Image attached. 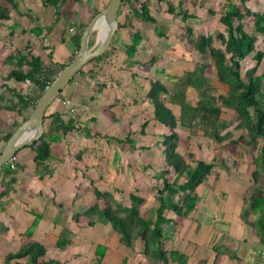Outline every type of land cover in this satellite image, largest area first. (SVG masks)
<instances>
[{
  "label": "crops",
  "instance_id": "obj_1",
  "mask_svg": "<svg viewBox=\"0 0 264 264\" xmlns=\"http://www.w3.org/2000/svg\"><path fill=\"white\" fill-rule=\"evenodd\" d=\"M89 3L92 4L88 0ZM104 9H96L92 5L94 13ZM137 25L143 41L133 57L126 52L125 46L129 43H124L125 36L121 42H114L115 36L109 55L99 63L85 66L48 108L47 115L58 114L63 121L75 124L76 129L53 143V157L45 169L34 164V152L25 147L17 153L20 169L15 182L6 187L10 178L3 182L0 175L2 191H7L0 200V243L10 246L13 252L33 239L46 247L48 259H57L65 264H95L98 245L104 248L100 264H150L142 254V242L130 248L122 242L121 235L111 224L99 222L89 225L90 219L81 215L96 203V189L110 193L117 203L125 206L130 204L129 195L138 192L146 199L141 212L147 215L155 205L151 188L158 183L157 175L166 169L162 145L166 129L157 123L154 106L147 98L150 80L169 84L172 79L195 67L183 68L179 73L177 69H171L166 57L152 52L156 40L143 32L147 25L143 22ZM41 27L53 28L50 25ZM71 30L73 34L76 31L75 27ZM97 30L94 46L101 42L100 30ZM161 39H167V34ZM60 42L58 47L49 48L47 58L52 52L54 62L68 63L75 46L71 38ZM154 56L159 59L152 63ZM158 63L169 66L161 67ZM209 65L214 72L208 75L215 78V67L210 62ZM11 82H4L0 87L10 93L12 89L26 93L20 89L28 84ZM98 84L103 87L100 89ZM214 86L220 94L228 91V86L218 80L214 81ZM194 95V91L189 90L191 99ZM66 100L70 101L71 108L65 107ZM166 105L179 114L178 106ZM223 119L233 121L232 128L238 123L231 110L223 114ZM15 124L20 126L22 117L20 121L15 119L11 122V126ZM11 126L0 129V135ZM178 132L183 138L180 153L184 154L183 148L195 145V148H202V155L211 153L220 167L216 166L208 176L211 186L198 188L199 202L188 218L179 220L172 212L168 213L173 222L166 227V249L186 254L190 263L195 264L204 261L205 264H264V244L253 226L257 216L243 217L247 207L244 196L252 186L253 147L243 142L234 148L228 144L229 141L216 144L200 131L192 136L181 129ZM243 135L244 131H234L232 139L238 140ZM23 151L33 152L31 162L21 156ZM192 153L205 160L199 158L201 155L195 154L194 149ZM221 160L225 164H221ZM37 216L38 223L29 238L24 234ZM62 235L69 238L70 244L59 248L57 242Z\"/></svg>",
  "mask_w": 264,
  "mask_h": 264
},
{
  "label": "trees",
  "instance_id": "obj_2",
  "mask_svg": "<svg viewBox=\"0 0 264 264\" xmlns=\"http://www.w3.org/2000/svg\"><path fill=\"white\" fill-rule=\"evenodd\" d=\"M6 1L16 13L20 14L17 0ZM41 1L45 6H52L57 16L61 14V7L65 3V0ZM133 1L123 0V5H129V12L125 17V22H119V30L123 28L133 30L131 43L125 46L129 57L135 55L138 46L143 41V35L137 23L139 21L157 23L147 2L141 3L137 8L133 7ZM157 1L167 2V0ZM247 1L227 0L219 18L225 32L216 35L208 34L198 41L192 38L193 29L190 26L186 28V42L200 54L212 59L215 78L208 75L209 65L203 63L197 65L194 70L185 71L183 76L176 78L170 84L160 80H150L147 98L154 106L157 123L166 129L162 140L166 169L157 175L158 183L151 188L154 207L147 215H144L141 207L146 199L138 192L129 195L130 204L125 206L117 203L110 193L96 189V203L81 214L90 219L89 225L99 222L111 224L113 229L121 235L122 242L130 248L142 242V254L150 264H195L190 263L186 254L178 250L166 249L165 241L168 238L166 227L173 222L168 218V213L172 212L179 220L188 218L199 202L198 188L206 182L216 166L220 167L216 159L208 162L196 158L193 153L188 155L191 159L189 163L185 155L179 151L183 138L178 129L189 132L191 136L200 131L205 138L216 144L229 141L228 144L232 148L241 142L253 147L252 186L248 188L244 196L247 207L243 212V217H248L250 214L257 216L253 226L260 242L264 244V71L261 74L257 73L264 52L256 51L259 37L264 42V11H252L247 6ZM181 5L182 3L180 7ZM168 11L174 14L176 9L170 5ZM98 13V11L95 12L91 19ZM179 15L184 22L195 18L193 14L183 10H179ZM246 18L252 21V28L248 27V23L245 22ZM10 20V11L0 5V22ZM90 20L86 23H79L72 35L71 41L75 46V52L68 63L54 62L52 52L48 54L49 62L45 63L40 56L33 53L30 43L23 48L15 49L8 56L7 63L11 69L5 81L26 83L33 90L31 93L11 90V104L6 108L16 111L22 117V123L28 119L31 110L44 91L77 57L82 34ZM134 20L138 22L135 24ZM68 26L74 28L71 24ZM51 31V27L43 28L34 25L29 33L39 38ZM156 32L158 37H166V32L162 30V27H157ZM96 35L97 32L94 30L89 40L90 50L99 46V44L94 46ZM216 39L219 40L221 47L216 46ZM110 51L111 49L95 58L92 63H99L109 55ZM254 52V59L257 63L246 72L244 78L241 74L242 62ZM158 59V56H154L152 63L157 62ZM215 80L228 86L225 94L217 92L214 86ZM98 87L101 89L103 85L98 84ZM189 90L195 93L193 99L188 96ZM3 100L0 97V101ZM167 103L178 106L179 114L169 108ZM227 110L234 112L235 120L238 122L233 128L234 122L222 117ZM43 123L45 128L43 137L28 148L34 152V164L45 169L46 163L53 157V143L60 141L62 136L75 130L76 125L63 121L58 114L49 116L47 112ZM18 127L14 125L1 132L0 142L4 147ZM234 131H244L245 135L240 136L238 140H233ZM221 164H225L224 160H221ZM19 169L18 162H15V169H11L9 164L0 169L3 182L10 178L6 187L15 182V175ZM171 174L175 175L172 181L168 178ZM5 195L7 191L0 192V200ZM38 220L39 216L36 217L32 227L26 231L25 236L32 237V230L36 227ZM68 244H70L69 238L63 235L57 242L59 248ZM103 249L102 246H97L95 264L101 263ZM46 253L47 249L43 244L30 239L17 251L6 254L4 262L5 264H65L57 259H48ZM202 264H205V261Z\"/></svg>",
  "mask_w": 264,
  "mask_h": 264
},
{
  "label": "rangeland",
  "instance_id": "obj_3",
  "mask_svg": "<svg viewBox=\"0 0 264 264\" xmlns=\"http://www.w3.org/2000/svg\"><path fill=\"white\" fill-rule=\"evenodd\" d=\"M89 1L92 4H87L88 0H65L64 5L61 7V14L57 16L54 8L52 6H45L41 0H17L20 14L16 13L12 9V6L8 4L6 0H0V5L8 9L11 14L10 21L0 22V86L4 82H6V84L11 82L5 81V77L11 69L10 66L6 63V60L7 57L12 52H14L15 49L23 48L27 43H30L33 49V53L39 55L42 60L47 63L49 62V60L46 54L49 48L52 46L58 47V45L61 44L60 41H69V38H71L73 31L71 30V27L68 26V24H71L72 27L74 26L76 30L79 23H86L91 19L92 15L94 14L92 5H95L96 9H103L109 2V0ZM179 1L180 0H167V2L164 1L161 3H159L157 0L133 1V7L137 8L140 7L141 3L147 2L149 4L151 14L156 18L157 24L150 23L147 25V23H144L147 26L145 27V29H143V32L146 33L148 37H152L156 40V43L154 45L155 48L152 49V52L154 54L160 53L159 56L166 57V61H168V64H171V69H177L178 73L183 68H194L198 64H203L202 62H205L204 64L208 65L209 62L210 64L213 63L212 59H210L209 56H203L197 53V51L190 44H186V28L187 26H190L193 29L192 38L198 41L201 40L202 36H206L208 34L216 35L218 33L225 32V28L220 23L219 18L221 12L227 4V0H183V3L181 5L182 7H180ZM170 5L176 9V12L174 14H170L168 11ZM247 6L254 12H262L264 11V0H248ZM179 10H183L184 12H187L189 14H193L195 18L188 19L186 22H184L179 15ZM128 12L129 5H122V8L118 15L120 22H125V15H127ZM137 22V20H134L135 24ZM245 22L248 23V27L252 28V21L250 20V18H246ZM139 23H141V21H139L138 24ZM34 25H41L44 27H48L50 25L53 28L50 33H44L41 37L38 38L37 36L29 33V30L33 28ZM158 26H166L162 27V30L166 32L167 39H161V37L155 36L156 28ZM96 32L98 35V30ZM132 33L133 30H131L130 28L120 29L118 35H116L117 39H115L116 41L114 42H118V40H120L121 42L122 38L125 36L124 43L130 44ZM215 42L217 47H221L219 40L216 39ZM118 45L120 46L121 44ZM122 46L123 43L120 46V49L122 48ZM256 51L264 52V42L261 37H259L256 43ZM254 55L255 52L249 55L242 62L241 74L244 78L246 76V72L252 69L257 63L256 59H254ZM181 57H184V59H181ZM190 63L191 66H189ZM86 66H92V62L88 63ZM158 66L166 67L169 65H167V63H158ZM263 71L264 57L262 59V63L258 67L257 73L261 74ZM213 72L214 69L212 65H209L208 74L212 75ZM156 77L163 78L162 75H157ZM174 80L176 79H172V81ZM20 90H23L26 93L33 92L31 87L26 85L25 87H21ZM0 97L4 99V101H0V129L4 130L8 126H11V122L13 120L18 119L20 121L21 116L17 115L16 112L12 110L10 111L6 108L11 104L12 99L11 93L7 89H2V87H0ZM202 142H204V140H202ZM194 146L195 145H193V148H183L184 155L189 163H191V159L190 157H188V155L189 153H192L193 149L195 150V154L201 155L199 156V158L205 159L208 162L213 159L211 153L205 152L204 155H202V153L200 152L202 148H195ZM3 148V143H0V151H2ZM32 151L22 152L24 155L21 156H23L24 160H26L28 163L31 162V157L33 155ZM16 162H19V157L16 158ZM174 176V174L169 175V180L172 181L174 179ZM211 182L212 181L208 180L207 178L206 182L201 187L208 184L211 186ZM0 192H2L1 186ZM148 208L149 207H147L146 209ZM10 248V246H3L0 243V264H5L4 258L6 254H8L9 252H13L12 250H10ZM21 262L24 261L21 260Z\"/></svg>",
  "mask_w": 264,
  "mask_h": 264
},
{
  "label": "water",
  "instance_id": "obj_4",
  "mask_svg": "<svg viewBox=\"0 0 264 264\" xmlns=\"http://www.w3.org/2000/svg\"><path fill=\"white\" fill-rule=\"evenodd\" d=\"M123 0H109L104 10L95 15L86 26L80 41V49L75 60L55 78L34 105L28 119L12 134L0 152V169L23 148L32 146L39 141L45 132L44 117L50 105L61 95L65 88L88 63L107 52L119 30L118 15ZM105 23V34L94 50L89 49V40L94 30L100 29Z\"/></svg>",
  "mask_w": 264,
  "mask_h": 264
},
{
  "label": "built area",
  "instance_id": "obj_5",
  "mask_svg": "<svg viewBox=\"0 0 264 264\" xmlns=\"http://www.w3.org/2000/svg\"><path fill=\"white\" fill-rule=\"evenodd\" d=\"M64 105H65L66 108H71V104H70V101H69V100H66V101L64 102ZM70 110L73 111L72 109H70ZM16 158H17V157H14V158L11 159V161L8 163L11 169H15Z\"/></svg>",
  "mask_w": 264,
  "mask_h": 264
},
{
  "label": "bare ground",
  "instance_id": "obj_6",
  "mask_svg": "<svg viewBox=\"0 0 264 264\" xmlns=\"http://www.w3.org/2000/svg\"><path fill=\"white\" fill-rule=\"evenodd\" d=\"M105 29H106V26H105V23H102V25L100 26V38L103 37V35L105 34Z\"/></svg>",
  "mask_w": 264,
  "mask_h": 264
}]
</instances>
